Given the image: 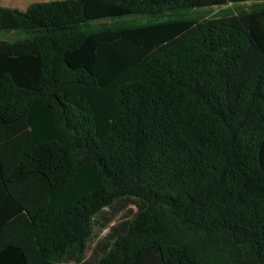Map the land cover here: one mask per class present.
<instances>
[{"label":"trees","instance_id":"1","mask_svg":"<svg viewBox=\"0 0 264 264\" xmlns=\"http://www.w3.org/2000/svg\"><path fill=\"white\" fill-rule=\"evenodd\" d=\"M239 1L0 5V264H264V3L89 23Z\"/></svg>","mask_w":264,"mask_h":264},{"label":"rangeland","instance_id":"2","mask_svg":"<svg viewBox=\"0 0 264 264\" xmlns=\"http://www.w3.org/2000/svg\"><path fill=\"white\" fill-rule=\"evenodd\" d=\"M257 3H264V0H247V1H239V2H228L225 4H210L205 6H198L196 8L192 9H181V10H174L169 11L166 13L158 14V15H149V14H128L124 15L123 17L118 18H102V19H95L93 21H89V23L93 26H99L102 23H113L115 21L119 20H128L133 22H143L146 20H150L155 17L160 18H167L171 16H176L180 13H201L204 16H213L220 12L222 9L230 7L233 8L235 11H239L241 9L247 8L253 4ZM23 35L21 33L17 32H10V31H1L0 32V40L2 39H17L22 37ZM120 203L123 205L124 209L129 211V215L132 216L136 211H139L147 206V203L139 198H132L127 197L120 201ZM148 264H157L155 259L152 258L149 260Z\"/></svg>","mask_w":264,"mask_h":264},{"label":"crops","instance_id":"3","mask_svg":"<svg viewBox=\"0 0 264 264\" xmlns=\"http://www.w3.org/2000/svg\"><path fill=\"white\" fill-rule=\"evenodd\" d=\"M51 1V0H0V5L4 7L18 8L20 10H27L30 4L34 2ZM13 32V31H10ZM3 200L0 199V203Z\"/></svg>","mask_w":264,"mask_h":264}]
</instances>
